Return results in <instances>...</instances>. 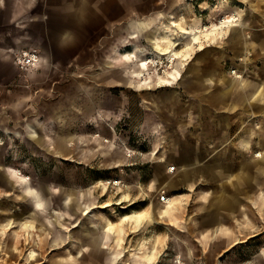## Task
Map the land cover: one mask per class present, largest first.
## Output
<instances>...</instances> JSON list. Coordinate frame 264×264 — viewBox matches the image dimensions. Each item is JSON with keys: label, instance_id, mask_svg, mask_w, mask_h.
Segmentation results:
<instances>
[{"label": "rangeland", "instance_id": "obj_1", "mask_svg": "<svg viewBox=\"0 0 264 264\" xmlns=\"http://www.w3.org/2000/svg\"><path fill=\"white\" fill-rule=\"evenodd\" d=\"M233 1L36 0L32 19L0 21V264H60L65 247L64 264H113L108 252L84 243L79 255L60 240H73L78 228L85 234L97 224L102 230L107 219L121 224L124 215L139 210L146 220L128 235L129 244L140 236L157 240L160 264L170 262L167 251L180 250L186 264H264V96L245 98L254 91L251 85L263 89L264 65H249L248 59L236 65L235 38L184 56L182 77H157L153 88L128 79L129 62L110 63L130 50L122 39L131 24L140 33L133 40L158 53L140 21L168 27L170 15L181 14L191 23L200 19L203 28L232 14L218 16L225 9L217 8ZM262 1L256 0L255 10H264ZM220 30L222 36L226 28ZM199 34L192 42L196 51L201 40L211 42ZM32 48L49 55L43 69H34L24 55ZM255 57L263 58L264 49ZM158 60L151 62L153 74H176L168 55ZM238 73L247 82L221 93L224 78ZM211 96L219 102L216 111L206 105ZM188 149L221 153L215 160H222L226 176L218 181L195 173L187 184ZM207 190L212 193L198 194ZM70 192L74 198L67 203ZM176 197L181 201L174 212L162 216L166 199Z\"/></svg>", "mask_w": 264, "mask_h": 264}, {"label": "crops", "instance_id": "obj_2", "mask_svg": "<svg viewBox=\"0 0 264 264\" xmlns=\"http://www.w3.org/2000/svg\"><path fill=\"white\" fill-rule=\"evenodd\" d=\"M35 2H36V0H0V21L2 22V19H4V17H5L8 20H10V22L17 24V23H20L19 21H21V20L28 19V18L32 19L33 15L29 14V13H31L30 9L32 7H34ZM255 3H256V0H252V1H250V0H234L233 3H231V4L229 2L224 4L225 7L224 6L218 7L217 9H222V11L225 9V11L220 12L218 14V16L221 14H224V13H237L240 16L241 22L233 24L231 26H228L226 28L225 32L223 33L224 35H222V36L221 35L216 36L215 32L211 31L210 29H208L209 31L207 30L206 32L201 31L204 35L200 34V35H203L202 37L209 35L208 39H210V41H211L210 42L211 45L208 44L209 46L219 45L226 38H231V39L235 38V40L237 41L236 43H238V44H235V47L237 50V53L235 54L237 56L236 63H235L236 65H237V62L239 61V59L241 60V63H243V61H246V59H248L247 62H249V65H262V64L264 65V63H263L264 57L263 58L255 57L257 54L260 53V51L262 49H264V26H261L262 24H264V10H261V11L255 10V7H253V5ZM262 3H264V0L262 1ZM3 11H5V12H3ZM161 18H160V20H162ZM170 18H171V21H170V25L168 27L165 25L164 26L161 25L157 20H155V22L152 25H149L148 22H146L144 20L139 22L140 25L149 27L148 28L149 29L148 40H149V42H151L152 49H158L159 50L158 53H153L151 50L147 49L146 47H141L136 40H133V39H136V37H138L140 33L137 31V29H135L134 25L131 24L130 27L132 28V30H130L128 32V35L122 39L123 42H129L131 48L125 54L122 53L120 55L122 58L118 57V58H116V60L114 59L115 61L113 60L114 62L111 60L110 61L111 65H114L116 63L127 64L129 62V65L126 66L125 71L127 73L128 79L131 82L138 81L139 85L143 88H148V87L153 88V87L157 86V82H156L155 78L158 77L161 79L164 75H158V74L149 75L150 74L149 73L150 68L144 67L143 63L139 62V60H137L134 57V54H135L134 52L141 53L142 57H144L148 60L151 59L152 61H154V60L156 61V60H158V57L160 56V54L168 55L167 51L170 49L173 50L175 48V46H176L175 44H177L178 40H181V41H179L180 43L181 42L184 43L185 41L187 42V39H188V43H190V42L192 43L194 41V39L196 38V36H198V35H196L197 34L196 29L201 27L200 26V23H201L200 19H195L194 23H191V22H189V18H187V16L181 15V14L180 15H170ZM167 22L169 23V21H167ZM177 25H179L178 27L180 29L176 27ZM172 26L173 27L175 26V28L173 29ZM17 27H18L17 29H19L20 26H17ZM137 27H139V26H137ZM169 27H172V29L170 30V33H168L169 30H165V28L168 29ZM213 27H215V25H213ZM155 30H157V31H155ZM231 30L235 31L234 36H233V34H231ZM260 30H262V31H260ZM210 32H213V33H211V35H210ZM221 32H220V34H221ZM17 33L18 32H16V34ZM210 36H212V38ZM225 42L229 43L227 41H225ZM204 44H205V42H204ZM237 45H239L240 47H238ZM206 46H207V44H206ZM206 46L203 50H205L207 48ZM176 49H178L177 46H176ZM230 49H232V48H230ZM198 52H201V50L199 49V50H197L196 53L193 52L192 54H198ZM226 53H227V51H226ZM252 53H253V55L251 56L250 54H252ZM151 54L153 56L152 58H150ZM24 55L31 57L30 63H32L31 64L32 67L34 66V69H43L46 66L47 60L49 59V55L46 52L37 51L35 48H32V51H30V50L24 51ZM145 55H146V57H145ZM248 55L250 56L249 58H247ZM41 58H42V60H40ZM178 61H179V59L176 60V64L174 66L176 74L173 71H169L170 75L164 76L161 80H166V79L170 80L171 78L175 79L176 77H178L177 75H179V77H182V72L186 70V65H187L186 63H188V62H185V63L182 62V64H179ZM176 65H177V67H176ZM132 68H135L137 70V72L133 74ZM143 78H144V80H143ZM210 79L211 80L214 79V74H211ZM224 79H225V82H224L225 89H223V91L221 93L226 94V95L231 90V88L235 86L236 83L245 84L247 82V81H245V77H242V78L238 77L237 78V76H234V75L231 76L230 79L229 78H227V79L224 78ZM197 81H198V83H200V82L205 83V81H201V79H197ZM218 82H219V80H218ZM251 86H252V89H254V91L253 90L250 91V96L249 95L245 96V98L246 97L250 98L251 96H257V95H258V97L264 96V87H263V89H261L260 85H259V87H256L255 85H251ZM211 93H212V91L210 90V94ZM207 94H208V88L204 86V97L205 98H206ZM223 94H222V96H221V94H218L219 97L221 96L220 102H221V100H223ZM212 98H213V96H211V100L209 101V104H208V101L206 102L207 103L206 105H209V108H213L216 111V110H218L217 106H219V102H214ZM242 102L244 104L245 103L248 104L249 100H248V98L243 99ZM223 103H225V102H221L220 104H223ZM213 114H215V113H213ZM220 124L221 123H219V125ZM189 146H194L195 148L200 147L196 143H190ZM187 151H188L187 155H184L186 158L185 160L187 161L186 164H189V165L185 166V168H184V171H186V173H187V174L185 173L186 174L185 179L187 181V184L192 180V176L197 178V176H195L197 174H198V176L200 175V176H204V177L210 176L211 179L218 180V181L222 180L226 176L225 172L227 171V169L221 163L222 160H220V162L218 160H215V159L220 158L222 156L221 153L219 154L220 157H218L217 154L216 155L215 154L210 155V153L208 156H206V153H203L201 150H195L194 152H191L190 149H188ZM207 158L210 160H208ZM201 161H203V162L205 161L202 166L195 165V162H201ZM183 166L184 165L177 164L176 167L178 169H181V168H183ZM195 173H197V174H195ZM183 177H184V175H183ZM196 183H197V180L194 181V183L191 186H189L190 190H193L196 188V187H194V185ZM210 192H211V190L200 191V192H198V194H201V193L209 194ZM111 221L112 220H110V219L105 220V223H104L105 225L102 227V230H100L101 229L100 225L96 224V226H94L93 228H96L97 234L95 233L93 236H89L88 234H86L87 228L85 229L86 235L84 234V232L82 231L81 228H78L76 231V234H75L76 236L73 238V240L69 241L68 235L63 236L62 239L60 240V246H62V245L66 246L67 244H71L72 247H75L76 252H78L79 255H81V251L83 250L82 247H83L84 243H87L90 247L96 248L98 251L108 252L110 255H112L111 259H112L113 264H118L119 261L123 260V259L124 260L126 259L125 264H150V262L147 261L145 256L143 254H141L140 250L138 249L139 245L142 243V238H147V237L140 236L138 238V240H136L134 243L129 244L130 234L132 232L137 234L138 231H140V230H137L138 225L135 223L134 224L129 223V225H126V227L128 228L127 230H128L129 236L127 235L126 242H125V246L127 248V250L125 252L126 254L122 256L121 254H119L121 252L120 251L121 248L118 245V234L112 232V230H110V229L108 231V225L107 224H108V222H111ZM112 222H114V221H112ZM117 223L118 224H116V222H114L116 227H119L121 224H119L120 222H117ZM140 227H139V229H140ZM134 228H135V230H133ZM157 242L158 241L156 240V244L158 246V249L160 250V255L156 259L155 264H160V263H158V261H159L160 257L162 256L163 251L161 250V248L159 246L160 244H158ZM112 244H113V246H112ZM136 244H138V245L136 246ZM134 245L136 247H134ZM67 248L69 249L68 250L69 252H73V251L75 252V250H73L71 247L70 248L67 247ZM53 249H54L53 246H51V252ZM63 250L60 249V256H59L60 264H64V261H63L64 259L61 256H62V254H64L66 247ZM166 254H167L166 259L170 260V262H168L167 264H178L177 259L181 260V256L183 255L181 250L178 252L177 251L176 252L175 251H167ZM78 257L79 256L75 253L73 258L76 259ZM164 258L165 257L163 256V259ZM159 262H162V258H161V261H159ZM181 262H183V261L181 260ZM183 263L186 264L185 262H183Z\"/></svg>", "mask_w": 264, "mask_h": 264}, {"label": "bare ground", "instance_id": "obj_3", "mask_svg": "<svg viewBox=\"0 0 264 264\" xmlns=\"http://www.w3.org/2000/svg\"><path fill=\"white\" fill-rule=\"evenodd\" d=\"M238 16L239 17V14L237 13H232L231 15H229V20H227L228 22L227 23H213L211 26L207 25V26H204L203 28H197L196 31L197 32H206L208 29H210L211 31L215 32L216 36H220V29L222 28H227L228 26H231L233 24H236L235 23V18H238L236 17ZM226 21V20H225ZM224 21V22H225ZM241 22V21H240ZM213 25H215V27H213ZM157 31V30H155ZM209 31V30H208ZM213 32H210V35L211 33ZM191 34V33H190ZM197 35V34H196ZM200 35V34H199ZM204 35V34H203ZM224 35V34H223ZM199 37V36H196V38ZM212 38V36H210ZM215 37V36H214ZM216 38V37H215ZM168 39V38H167ZM183 39V38H182ZM204 39V38H203ZM210 40V39H209ZM156 41V40H155ZM167 41V40H166ZM199 41V40H198ZM214 41V40H213ZM202 44H201V47L199 48L201 51L205 48L206 46V43L204 45V41H202ZM151 43V42H150ZM180 42H177V44H175L176 46L179 45ZM167 44V43H166ZM197 47L200 46V43H197ZM208 44L211 45L210 42H207V46H209ZM165 45V44H164ZM166 46V45H165ZM176 46L173 50H166L168 53V56L172 59V65L171 67L175 66L176 64V60L179 59V64H182V60L186 59L184 58V56H189L191 57L192 53H196L197 51L195 50V44L194 43H188L186 44V46L182 49H176ZM172 47V46H171ZM165 49V48H164ZM139 51V50H138ZM134 52V51H133ZM134 57L139 60V62L143 63L144 67L146 68H150V74L149 75H154L153 72L151 71L152 69V65L150 62H152L151 59H146L144 57H142L141 53L139 52H134ZM154 53V52H153ZM37 54V53H36ZM45 56V55H44ZM48 57V56H47ZM121 57V56H120ZM146 57V55H145ZM122 58V57H121ZM42 60V58L40 59ZM155 61V60H154ZM159 60H156L155 61V65L158 63ZM171 61V60H170ZM114 62V61H113ZM154 63V62H153ZM32 63H30L31 65ZM34 67V66H33ZM36 67V66H35ZM177 67V65H176ZM131 69V68H130ZM237 69L234 70V74H237ZM132 72L133 74L137 72V70L135 68H132ZM148 72V71H147ZM165 74V73H164ZM129 76V75H128ZM158 76V75H157ZM240 76V74L238 73L237 75V78ZM242 76V75H241ZM164 77V76H163ZM162 77V78H163ZM161 78V79H162ZM172 79V78H171ZM230 79V78H229ZM228 79V80H229ZM167 80V79H166ZM238 81V80H237ZM243 83V82H242ZM131 85V83H130ZM148 85V84H147ZM40 123L44 124V122H41ZM30 128H32L33 130H35V134L40 136V134L37 132V129L35 127L34 124L32 123H29L28 124ZM44 155V154H43ZM258 155H261L258 154ZM171 171L174 170L175 168L171 165L170 168H169ZM169 170V171H170ZM28 177L25 178V176H21L20 177V180L21 181H26ZM28 187V186H27ZM71 192L69 193L67 199H66V202L69 203L70 201H72L71 199L74 198L72 197L71 198ZM84 200V199H83ZM86 200V199H85ZM168 203H164V205H162V207L159 209L160 213L162 214V216L168 214L170 211H173L174 212V209L178 206V204L180 203V199L179 197H176L175 199H172V200H168ZM75 202V201H74ZM39 206H44V203L42 201L38 202ZM83 209H84V214H89L90 211H91V208L90 206L86 203V204H83L82 205ZM94 207V206H93ZM40 209H44V208H40ZM68 209V208H67ZM37 211H40L39 209H36ZM69 211V209H68ZM172 212V213H173ZM68 213V212H66ZM174 214V213H173ZM146 215L147 213L144 211V210H139V211H134L132 214H126L123 216V218L120 220L122 223L119 227H116V225L114 224V222H108V229L112 230V232L114 233H117L118 234V245L120 246L121 248V252L119 254H121L122 256L125 255L126 253V246H125V242H126V237L128 235V228L126 227V225H129V223H132V224H137L138 225V228L137 230H139V227L142 226L146 220ZM91 216V214H90ZM148 218V217H147ZM153 219V218H152ZM79 221V220H78ZM32 222V221H31ZM33 223V222H32ZM32 223H27L28 227L32 228L33 227V224ZM71 223V222H70ZM78 223V222H77ZM125 224V225H124ZM131 229V228H130ZM45 230V229H44ZM135 230V229H133ZM47 231V230H46ZM109 231V230H108ZM97 232L96 228H93V227H88L86 229V234H88L89 236H93L95 233ZM97 234V233H96ZM16 237V236H15ZM42 238V237H41ZM43 239V238H42ZM18 240V239H17ZM29 240V239H28ZM151 240V241H150ZM30 243V242H29ZM12 247V246H11ZM132 249V248H131ZM138 249L140 250V253L143 254L145 256V258L147 259L148 262H150V264H155L156 262V259L158 258V256L160 255V250L158 249V246L156 244V241L153 239H144L142 240V243L139 245ZM129 251V250H128ZM138 252V251H137ZM36 252L33 251V255H35ZM177 263L178 264H183V262H181L179 259H177Z\"/></svg>", "mask_w": 264, "mask_h": 264}, {"label": "built area", "instance_id": "obj_4", "mask_svg": "<svg viewBox=\"0 0 264 264\" xmlns=\"http://www.w3.org/2000/svg\"><path fill=\"white\" fill-rule=\"evenodd\" d=\"M222 2V0H216V4L218 5V4H220ZM229 15H231V14H225V15H221L220 17H218L217 19H216V23H227L228 21L227 20H229ZM236 17H238V16H236ZM226 20V21H225ZM235 23H240V21H241V19H240V16L238 17V18H235ZM225 21V22H224ZM213 23H209L208 25L209 26H211ZM205 26H207V25H205Z\"/></svg>", "mask_w": 264, "mask_h": 264}]
</instances>
